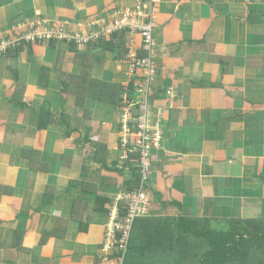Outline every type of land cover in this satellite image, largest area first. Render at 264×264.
I'll list each match as a JSON object with an SVG mask.
<instances>
[{
	"label": "crops",
	"instance_id": "crops-1",
	"mask_svg": "<svg viewBox=\"0 0 264 264\" xmlns=\"http://www.w3.org/2000/svg\"><path fill=\"white\" fill-rule=\"evenodd\" d=\"M149 10L151 70L132 71L128 57L146 53L129 27L109 50L102 36L27 38ZM141 102L160 136L143 184L152 214L264 218V0H0V264H106L115 199L134 179L120 121Z\"/></svg>",
	"mask_w": 264,
	"mask_h": 264
},
{
	"label": "trees",
	"instance_id": "trees-1",
	"mask_svg": "<svg viewBox=\"0 0 264 264\" xmlns=\"http://www.w3.org/2000/svg\"><path fill=\"white\" fill-rule=\"evenodd\" d=\"M117 37L114 33L105 41L102 36L100 44L108 50L113 49ZM70 42L75 43L74 40ZM85 54H76L75 60ZM142 55L143 52L139 56ZM69 78L74 82L84 80V85L92 83L91 78L86 79L82 75L71 73ZM68 87L67 82H60L61 91L67 93ZM75 91L76 100L81 95L87 96L79 88ZM111 91L110 94H115L113 89ZM121 99L117 97L116 102L119 103ZM138 157L137 152L131 153L125 161L124 166H130L134 172V179L128 181L127 190L139 186ZM174 204L180 207V203ZM126 213V210L122 211V215ZM150 213L134 217L126 249L113 250L108 260H119L123 256L121 264H264V218H209L181 213Z\"/></svg>",
	"mask_w": 264,
	"mask_h": 264
},
{
	"label": "built area",
	"instance_id": "built-area-1",
	"mask_svg": "<svg viewBox=\"0 0 264 264\" xmlns=\"http://www.w3.org/2000/svg\"><path fill=\"white\" fill-rule=\"evenodd\" d=\"M154 0H136L137 4H145L146 8L150 9V5ZM144 17L145 20L140 21ZM153 15L151 10L144 15L134 16L133 14L124 13L120 19H114L106 22L101 29H95L88 34L76 35L74 32L62 31L60 29L53 30L42 28L40 30L35 27L29 32L27 37L29 40L35 38H60L63 40H74L77 43L87 44L91 39L96 40L100 36L110 35L123 28L129 27L133 31L139 32L141 35V48L145 51V55L139 56L131 54L128 57L132 71L141 69L151 70L153 66ZM87 35V36H86ZM26 38V39H27ZM150 73L143 75L140 83L136 85V90L143 91L149 83ZM136 118L132 121L130 119V110L126 109L121 118V127L124 136L120 137V145L123 149L131 148L137 152V165L140 170L141 186L131 191H123L116 196L115 203L112 209V216L110 219V226L106 233V246L117 248L116 250L124 251L126 249L129 231L135 216L146 215L150 212L148 209V202L151 203L150 192L143 187L144 182L148 179L150 171V155L151 150L157 148L160 143V136L158 132L152 129L151 124L147 123V109L143 102L139 104ZM131 135L133 139L131 141ZM131 142V143H130ZM130 143V147L128 144ZM126 157V155H125ZM146 186V185H145ZM127 213L122 215V211ZM119 233V235H118ZM122 258L115 261H109L108 264H121Z\"/></svg>",
	"mask_w": 264,
	"mask_h": 264
},
{
	"label": "rangeland",
	"instance_id": "rangeland-1",
	"mask_svg": "<svg viewBox=\"0 0 264 264\" xmlns=\"http://www.w3.org/2000/svg\"><path fill=\"white\" fill-rule=\"evenodd\" d=\"M124 16V14H122L121 16H119L117 19H120V18H122ZM98 19H92L91 20V24L92 25H94L97 29H101L102 28V26H105L106 24V22L107 21H105V22H103L102 20H100V22H98L97 21ZM60 30H62V31H66V30H63V29H60ZM93 31H95V30H91L89 33H91V32H93ZM88 32V31H87ZM78 33V32H74L76 35H80V34H88V33ZM87 36V35H86ZM103 36V35H102ZM36 39H38V38H35L34 40H36ZM133 72H135V71H133ZM142 78H143V75H141V79H138L137 81H134V82H132L131 83V88H134V89H136V85L138 84V83H140L141 82V80H142ZM120 85H122V84H120ZM123 90H124V93H123V95L124 94H126V93H128L127 92V89H126V87H124L123 88ZM140 186H141V184H140ZM134 189H136V188H134ZM134 189H131V190H134ZM131 190H123V191H125V192H127V191H131ZM148 209H151V203L150 202H148ZM150 214H152V212L150 213ZM130 232V231H129ZM117 249V248H116ZM115 248H114V250H116ZM110 254V253H109ZM106 259V264L108 263V260H107V258H105Z\"/></svg>",
	"mask_w": 264,
	"mask_h": 264
}]
</instances>
